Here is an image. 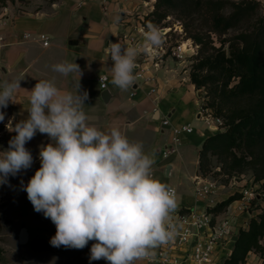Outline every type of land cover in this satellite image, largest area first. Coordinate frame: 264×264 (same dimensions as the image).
Here are the masks:
<instances>
[{
    "label": "clouds",
    "instance_id": "obj_1",
    "mask_svg": "<svg viewBox=\"0 0 264 264\" xmlns=\"http://www.w3.org/2000/svg\"><path fill=\"white\" fill-rule=\"evenodd\" d=\"M118 17L116 18L118 22ZM141 45L109 42L107 57L114 62L111 83L122 91L134 86L137 57L163 43L162 30L148 22ZM64 76L77 77L73 91H63L50 80H39L29 91V113L13 126L15 132L5 151H0V184L22 169L31 167L33 157L25 147L37 132L51 142L41 147V166L24 191L36 212L54 223L50 239L54 247L90 249V260L109 264H135L151 251L175 238L174 188L153 176L155 160L142 142H132L119 128L108 132L88 123L84 111L87 91H80V66L74 61L53 65ZM20 80L0 82V109L16 102ZM5 113L0 111V122Z\"/></svg>",
    "mask_w": 264,
    "mask_h": 264
},
{
    "label": "crops",
    "instance_id": "obj_2",
    "mask_svg": "<svg viewBox=\"0 0 264 264\" xmlns=\"http://www.w3.org/2000/svg\"><path fill=\"white\" fill-rule=\"evenodd\" d=\"M155 1L108 0L105 10L100 0H59L53 5L52 11L40 13L23 10L15 13L6 9L0 15V82L20 80L21 89L16 95V102H10L8 110L9 120L14 126L28 117L29 91L39 80H50L63 91L74 90L75 74L64 76L53 70V65L57 63L74 61L83 73L79 79L80 91L88 93V99L84 101L88 123L105 132L113 127L119 128L130 141L142 142L145 153L151 154L155 160L154 178L175 188L178 207H192L197 203L194 197L196 177L211 179L199 170V150L204 139L214 132L210 131L203 118L200 93L191 83L187 71L181 73L179 62L169 54H164L157 66L151 58L139 65L146 69V75L154 77L155 80L149 84L156 87L155 93H148L150 85H143L137 78L134 86L127 91L111 83L114 62L108 60L106 47L109 42L125 45L128 41L126 37L136 34L134 28L139 25V19L153 10ZM26 34L29 36L26 37ZM40 34L47 35V45L42 44ZM143 40L144 37L139 34V43L142 44ZM158 48L165 50V43ZM16 53H19L18 57L11 65V58ZM136 62H140L138 57ZM102 73L107 75V87L104 90H100L97 81L98 75ZM105 91L108 94L106 97L103 96ZM164 117L169 120L170 126L162 128L161 120ZM186 124L192 126L193 131L185 134L175 151L163 158V147L171 139L170 127ZM15 135V132H10L4 137L3 143L9 147L8 142ZM50 142L47 134L37 132L26 143L25 147L30 151L33 162L30 168L19 172L21 175L30 178L34 175L41 166V147ZM237 203L241 201L232 202L230 209L235 208ZM236 219L241 220L237 215ZM41 231L46 238L51 239L56 227L51 220L43 218ZM32 238L28 230V241ZM232 246L233 242L226 243L220 249L217 264H222ZM42 248L38 249L40 258L27 256L26 264H53L60 254L75 253L70 248L50 246L48 258L43 259L47 247ZM89 254L90 250L79 251L83 259H88L86 264H90ZM101 260L94 262L109 264L107 260ZM243 264H264V255L249 252Z\"/></svg>",
    "mask_w": 264,
    "mask_h": 264
},
{
    "label": "trees",
    "instance_id": "obj_3",
    "mask_svg": "<svg viewBox=\"0 0 264 264\" xmlns=\"http://www.w3.org/2000/svg\"><path fill=\"white\" fill-rule=\"evenodd\" d=\"M192 6L200 11L214 33H225L257 14L256 0H156L146 22L158 25L167 10ZM197 44L203 43L197 34L190 36ZM228 55L218 51L205 55L196 64L205 73H191L196 88L207 87L209 101L203 108L222 121L221 129L208 135L199 150V170L203 173L211 156L226 165L228 173L245 167L253 169V182L264 180V16L250 28L239 32ZM209 84V85H208ZM204 174V173H203ZM264 182L262 183V186ZM232 193L208 209L214 213L241 199ZM231 252L222 264H243L249 252L264 255V210L250 217L245 228H240Z\"/></svg>",
    "mask_w": 264,
    "mask_h": 264
},
{
    "label": "rangeland",
    "instance_id": "obj_4",
    "mask_svg": "<svg viewBox=\"0 0 264 264\" xmlns=\"http://www.w3.org/2000/svg\"><path fill=\"white\" fill-rule=\"evenodd\" d=\"M59 0H0V15L7 9L17 12L18 10L29 11L33 13L50 11L56 2ZM239 2L242 0H229ZM259 2L257 14L250 20L241 22L237 27L227 30L225 33H214L210 28L200 11H195L190 5H183L179 9L167 10V16L157 26L162 30L163 42L166 45L165 50L170 52L172 47L181 46L183 42H187L190 49L188 52H183L181 59H174L179 62V71L185 72L191 79V73H205V69L198 70L196 64L205 55H215L218 51L225 52L228 55L232 46L237 44L235 36L250 28V26L259 17L264 16V0H256ZM52 11V10H51ZM149 14V13H148ZM142 15L146 22V16ZM140 20V19H139ZM147 23L145 24V26ZM197 34L202 37L203 43L197 44L190 36ZM209 85V84H208ZM208 87V86H207ZM207 87L196 88L200 93V98L203 103H207L209 96ZM203 112V111H202ZM203 118L212 120L214 118L209 113L203 112ZM9 113L4 121L0 122V151L8 149L7 143H3L4 137L10 133L5 127L8 124ZM221 127H219V130ZM215 128L211 132L219 131ZM5 142V141H4ZM2 143V144H1ZM205 175L216 181L217 190L219 192L216 203L223 197H227L231 193H239V190L244 187H254V197L248 203H237L235 208H231V213L241 218L240 222L248 221L250 217L256 216L264 210V185L263 181L253 182V169L245 167L244 169L234 173H228L226 165L222 160L211 156L207 162L206 168L203 170ZM30 177L23 176L19 172L15 176H9L7 183L0 184V264H26L27 256L40 258L38 249L47 247L44 252L43 259L48 258V248L52 246L50 239L46 238L45 233L41 231V223L43 218H46L42 212H36L27 198V193L24 191V186L27 185V180ZM233 191V192H232ZM241 200V199H239ZM230 206V205H229ZM226 211L222 209L219 215ZM50 220V218H47ZM53 223V222H52ZM54 224V223H53ZM21 227H26L32 234L30 239L25 244L17 243V234ZM264 239V237L262 238ZM262 242V240H261ZM96 241H89L83 249H74V255L70 253H62L58 256L57 261L53 264H86V258L83 259L79 255V251L90 250ZM42 248V249H43ZM61 249L66 247L60 246ZM36 249V250H35ZM67 249V248H66ZM36 253V254H35ZM89 263L96 264L94 260ZM101 261H105L102 259ZM106 264V262H104ZM135 264H147L144 260H137Z\"/></svg>",
    "mask_w": 264,
    "mask_h": 264
},
{
    "label": "built area",
    "instance_id": "obj_5",
    "mask_svg": "<svg viewBox=\"0 0 264 264\" xmlns=\"http://www.w3.org/2000/svg\"><path fill=\"white\" fill-rule=\"evenodd\" d=\"M100 1L102 8L105 10L108 0ZM139 22V25L134 28L136 34L126 37L128 41L125 46L141 45L139 43V34L143 36L141 29L146 30L144 17H141ZM25 36L28 37L29 34ZM39 39L42 41L43 45H47V35L40 34ZM0 41H2L1 37ZM179 48L180 46L172 47L170 52L168 50L161 51L160 48H150L141 52L138 56V61L140 62H136L137 68L134 70L135 76L137 79L141 80L143 85H150L148 86V93L153 94L156 92V87L149 84L155 79L151 75H146V69L139 65L151 58L153 64L157 66L158 63L162 61L161 58L164 54H169L173 58L181 59L183 57V52ZM108 60L113 62L110 55L108 56ZM97 81L100 90H104L107 87L106 74H99ZM9 105L10 102L7 108L0 109V111L5 113V118L8 114ZM202 111L207 113V109L203 108V102ZM205 120L210 130H212V125L217 130L222 126L220 118H212V120L206 118ZM7 122H9V119ZM161 126L162 128L170 126L169 120L166 117L162 118ZM170 128L171 139L170 142L163 147V158L175 151V148L181 144L185 134L193 131V127L188 124L173 125ZM254 190L252 185L241 188L239 190L242 194L240 201L242 203H248L249 200L254 197ZM218 194L219 192L215 180L204 179L201 176H197L194 180V197L197 203L192 207H177L176 211L172 214V222L176 225L175 238L169 243L151 250L154 255L142 260L149 264H217L218 261H216V259L220 256V249L226 243L232 242L231 237L235 235L240 228H245L247 226V221L240 222L236 219V215L231 213L229 205L222 215L208 209L216 203Z\"/></svg>",
    "mask_w": 264,
    "mask_h": 264
},
{
    "label": "water",
    "instance_id": "obj_6",
    "mask_svg": "<svg viewBox=\"0 0 264 264\" xmlns=\"http://www.w3.org/2000/svg\"><path fill=\"white\" fill-rule=\"evenodd\" d=\"M18 54H19V53H16V54H14V55L12 56V58H11V65L14 64L16 58L18 57ZM106 95H108V94H107V92L105 91V93L103 94V96L106 97ZM169 167H170V166L168 165V167H167V171H168ZM28 181H29V180H28ZM236 239H237V235H236V234L233 235V236L231 237V241H232V242L236 241ZM27 241H28V230H27L26 227H21V228L19 229V231H18V234H17V243L22 245V244L27 243Z\"/></svg>",
    "mask_w": 264,
    "mask_h": 264
},
{
    "label": "bare ground",
    "instance_id": "obj_7",
    "mask_svg": "<svg viewBox=\"0 0 264 264\" xmlns=\"http://www.w3.org/2000/svg\"><path fill=\"white\" fill-rule=\"evenodd\" d=\"M188 46H189V45L187 44V42H183V44H181V46H180L179 49L182 50V51L184 50L183 52H188V51L190 50V49L188 48ZM211 127L214 128L213 125H212Z\"/></svg>",
    "mask_w": 264,
    "mask_h": 264
}]
</instances>
